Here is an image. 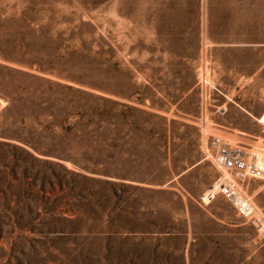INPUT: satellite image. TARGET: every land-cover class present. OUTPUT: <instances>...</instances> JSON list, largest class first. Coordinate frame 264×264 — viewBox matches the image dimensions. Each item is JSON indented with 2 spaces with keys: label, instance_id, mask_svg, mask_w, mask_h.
Returning a JSON list of instances; mask_svg holds the SVG:
<instances>
[{
  "label": "rangeland",
  "instance_id": "374dc122",
  "mask_svg": "<svg viewBox=\"0 0 264 264\" xmlns=\"http://www.w3.org/2000/svg\"><path fill=\"white\" fill-rule=\"evenodd\" d=\"M230 148L264 158V0H0V264H264Z\"/></svg>",
  "mask_w": 264,
  "mask_h": 264
},
{
  "label": "built area",
  "instance_id": "2783aa9c",
  "mask_svg": "<svg viewBox=\"0 0 264 264\" xmlns=\"http://www.w3.org/2000/svg\"><path fill=\"white\" fill-rule=\"evenodd\" d=\"M220 163L235 171L238 176H249L264 179V162H258L257 156L248 157L246 151H234L222 149L219 155ZM234 185L230 182L220 185V192L227 198L233 195ZM240 213L244 214L240 209Z\"/></svg>",
  "mask_w": 264,
  "mask_h": 264
},
{
  "label": "bare ground",
  "instance_id": "6f19581e",
  "mask_svg": "<svg viewBox=\"0 0 264 264\" xmlns=\"http://www.w3.org/2000/svg\"><path fill=\"white\" fill-rule=\"evenodd\" d=\"M226 150H234V151H240L239 149H237V148H230V149H226ZM248 153V152H247ZM257 156V155H256ZM248 157L249 158H251V156H250V154L248 153ZM257 160H258V162H264V158L262 159V160H259L258 159V157H257ZM217 163L220 165V167H221V170L223 169V170H225L226 171V173H227V175H226V173L224 174L223 173V177L222 178H225V177H229V174H228V172L229 171H233L234 172V174H235V177H240V176H238L236 173H235V171L234 170H232V169H229V168H226V167H224L221 163H220V160H219V157L217 158ZM242 178V177H241ZM225 180H227V179H225ZM225 180H223V182L225 181ZM221 184H223L222 182L220 183V184H217L216 183V185L214 186V189L212 190V191H217V190H219V192H220V185ZM211 193V192H210ZM221 193V192H220ZM239 194V193H238ZM238 194L233 190V195L231 196V197H229V198H232V200L235 202L237 199H239V197H240V195L238 196ZM252 217H254L256 220H257V222H258V224H259V228L260 229H263L264 228V222L261 220V218H260V216L257 214V213H253L252 214Z\"/></svg>",
  "mask_w": 264,
  "mask_h": 264
},
{
  "label": "water",
  "instance_id": "95a60500",
  "mask_svg": "<svg viewBox=\"0 0 264 264\" xmlns=\"http://www.w3.org/2000/svg\"><path fill=\"white\" fill-rule=\"evenodd\" d=\"M251 222H252L256 227H259V224H258V222H257L256 219L252 218V219H251Z\"/></svg>",
  "mask_w": 264,
  "mask_h": 264
},
{
  "label": "crops",
  "instance_id": "0c3cea01",
  "mask_svg": "<svg viewBox=\"0 0 264 264\" xmlns=\"http://www.w3.org/2000/svg\"><path fill=\"white\" fill-rule=\"evenodd\" d=\"M213 182L215 183V182H216V180H214ZM213 182L211 181V183H213ZM214 183H213V184H211V185H210V187H213V186H214ZM207 196H208V195H207Z\"/></svg>",
  "mask_w": 264,
  "mask_h": 264
}]
</instances>
